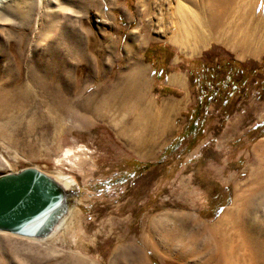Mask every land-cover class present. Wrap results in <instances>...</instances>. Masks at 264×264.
<instances>
[{
	"label": "rangeland",
	"instance_id": "obj_1",
	"mask_svg": "<svg viewBox=\"0 0 264 264\" xmlns=\"http://www.w3.org/2000/svg\"><path fill=\"white\" fill-rule=\"evenodd\" d=\"M93 1L96 7L91 0L87 6L79 2L82 10H74V16L91 33L97 21L109 23L112 31L102 34L111 36L114 49L107 58L93 45L90 58L103 63V69H73L72 80L82 86L74 103L84 104L90 96L98 101V90L120 83L126 67H142L148 102L133 109V115L149 112L148 144L128 148L111 129V113L94 117L74 105L68 113L48 115L53 128L43 138L35 131L31 105L19 116L13 112L14 117L0 121V176L35 168L75 184L71 216L55 235L34 240L0 232V264H181V244L171 238L175 224L169 215L216 224L230 209L235 189L243 190L254 170L255 147L261 145L264 152V0H194L190 37L177 43L169 42L177 0ZM31 2L32 31L40 14L64 6L61 0ZM96 9L102 17H93ZM8 22L2 29L10 30L13 38L0 49V72L4 56L13 64L11 48L23 37L22 27L16 29L18 19L10 16ZM133 30L142 44L125 55ZM38 39L39 32H33L25 56ZM193 44L197 51L191 54ZM177 71L188 72L184 90L166 85V75ZM208 91L213 92L206 95ZM65 150L71 155L65 156ZM257 171L264 172V165ZM261 222L264 229V218ZM204 256L189 264H201Z\"/></svg>",
	"mask_w": 264,
	"mask_h": 264
},
{
	"label": "bare ground",
	"instance_id": "obj_2",
	"mask_svg": "<svg viewBox=\"0 0 264 264\" xmlns=\"http://www.w3.org/2000/svg\"><path fill=\"white\" fill-rule=\"evenodd\" d=\"M112 1L114 2V0ZM198 1L226 3L233 0ZM61 2L63 7L40 14L36 28L32 31L31 23L35 4L31 0L11 2L10 0H0V49L6 45L8 39L13 38L10 30L2 29L4 25L9 24L10 16L18 19L20 25L10 24L14 27L17 26V30L20 27L23 30V37L11 48L10 55L13 57V64L8 63V56H2L4 61L7 60L0 72L2 87V91H0V121L14 117L13 112L19 116L31 105L36 118L35 131L40 138H43L53 128L52 117L49 118L48 115L68 113L69 105H74L80 113H90L94 117L105 118L107 114L111 113V129L118 139L122 138L128 148L134 149L144 144L147 145L148 139L145 137L147 135L145 133L148 130L149 112L148 114H139L140 111L133 115V109L140 108L148 102L145 101L146 72L142 67L134 66V64L126 67L128 69L119 77L121 78L120 83L113 84L109 89L100 88L98 90L94 96L100 97L98 101L90 96L87 101H84V104L74 103L82 91V86L72 80L73 69L87 65L84 68L89 73L94 67L95 70L105 67L103 63L100 65L90 58V55L95 49L93 45H97L107 58L112 57L113 40L110 35L102 34L108 30L110 32L112 29L106 21H97L98 26L95 30L92 33L87 32L88 29L85 30L83 19L74 16V10H82L80 9L81 5L87 6L91 3V6L95 5L94 7H96L95 1L91 0L90 3H87V0H61ZM79 2H82L80 6H78ZM195 2L194 0H177L174 9V16L177 19L175 27L171 29V26L168 25V28L173 30L169 42L177 43L190 37L189 32L192 27L190 23L195 20ZM137 5L142 7L143 2H138ZM208 5L210 4L208 3ZM199 9L204 12L203 5ZM98 15L102 17L100 9H96V14L93 17L98 18ZM208 20L210 21V19ZM210 23L207 22L208 27H211ZM98 29H100V38L92 43L91 40L98 36ZM30 31L32 33L38 31L39 39L35 48L31 49L30 55L25 56L27 44L31 41L32 33ZM141 44L138 32L133 30L127 36L124 54L138 50ZM192 48H194V44ZM25 59L26 61H24ZM125 60L127 59L125 58ZM21 78L25 82L22 83L25 87L20 84ZM74 89L79 91L76 93ZM45 108L49 109V114L45 112ZM120 111H125L126 114H119ZM155 121L158 127L162 128L160 119L156 118ZM137 131L144 135L140 133V135H136L134 132L137 133ZM261 150V145L255 147L253 152L256 156L254 170L250 173L244 189H235L230 209L223 213L216 224L204 225L191 220L187 215H169L171 222L175 224L171 238L181 244L177 257L181 264L197 262L196 259H199L201 255L207 256L201 264H264V229L261 222L264 218L262 211L264 208V172L257 171L264 165V152ZM64 154L69 156L71 151L65 150ZM56 181L70 193L67 199L70 209L73 202L71 192H73L75 184L71 179L56 178ZM69 209L48 238L55 235L63 224H66L70 215ZM198 264L200 263L198 262Z\"/></svg>",
	"mask_w": 264,
	"mask_h": 264
},
{
	"label": "water",
	"instance_id": "obj_3",
	"mask_svg": "<svg viewBox=\"0 0 264 264\" xmlns=\"http://www.w3.org/2000/svg\"><path fill=\"white\" fill-rule=\"evenodd\" d=\"M68 192L35 168L0 176V232L44 240L68 212Z\"/></svg>",
	"mask_w": 264,
	"mask_h": 264
},
{
	"label": "crops",
	"instance_id": "obj_4",
	"mask_svg": "<svg viewBox=\"0 0 264 264\" xmlns=\"http://www.w3.org/2000/svg\"><path fill=\"white\" fill-rule=\"evenodd\" d=\"M190 53L193 54L197 51V48L194 46V48L191 47L190 45ZM195 50V51H194ZM212 72H214L213 70H211ZM161 72L160 70H158V73ZM212 77L213 80L215 79V75L214 73H212ZM152 74L158 78V75L156 74L155 71L152 72ZM201 76V75H200ZM188 72H182V71H177V72H170L169 74L166 75V80H167V86H170V87H174L175 89L177 90H184L182 89L184 86H188ZM229 77V76H228ZM200 79V78H199ZM212 82L208 83V85L210 86V88H212ZM236 82H234V84L232 85V88L236 89ZM182 87V88H181ZM213 91H211L212 93Z\"/></svg>",
	"mask_w": 264,
	"mask_h": 264
},
{
	"label": "trees",
	"instance_id": "obj_5",
	"mask_svg": "<svg viewBox=\"0 0 264 264\" xmlns=\"http://www.w3.org/2000/svg\"><path fill=\"white\" fill-rule=\"evenodd\" d=\"M210 94H211V92H209V91L206 93V95H210ZM179 139H181V138H179ZM179 139H178V141H179ZM157 163H158V162H157Z\"/></svg>",
	"mask_w": 264,
	"mask_h": 264
}]
</instances>
